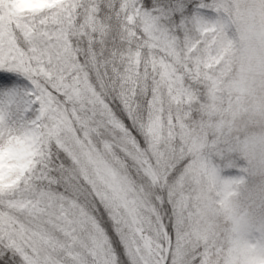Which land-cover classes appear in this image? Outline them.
Here are the masks:
<instances>
[{"label":"snow or ice","instance_id":"6c2138e0","mask_svg":"<svg viewBox=\"0 0 264 264\" xmlns=\"http://www.w3.org/2000/svg\"><path fill=\"white\" fill-rule=\"evenodd\" d=\"M0 264H264V0H0Z\"/></svg>","mask_w":264,"mask_h":264}]
</instances>
